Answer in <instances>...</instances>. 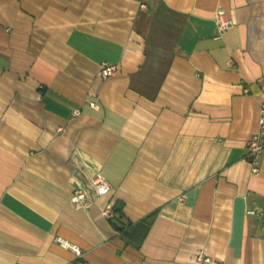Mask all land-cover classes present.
<instances>
[{"label": "crops", "instance_id": "obj_1", "mask_svg": "<svg viewBox=\"0 0 264 264\" xmlns=\"http://www.w3.org/2000/svg\"><path fill=\"white\" fill-rule=\"evenodd\" d=\"M145 2L0 0V264H264V0Z\"/></svg>", "mask_w": 264, "mask_h": 264}, {"label": "built area", "instance_id": "obj_2", "mask_svg": "<svg viewBox=\"0 0 264 264\" xmlns=\"http://www.w3.org/2000/svg\"><path fill=\"white\" fill-rule=\"evenodd\" d=\"M142 9L146 8L145 0H136ZM216 23L220 33L224 32L233 25V21L227 16L226 11L221 8L218 10L216 15ZM117 71V66L115 64L103 63L99 75L102 78H107L113 76ZM246 92H249L246 89ZM264 156V101L260 103L259 112H258V130L257 132L249 139L247 143V158L251 164V172L253 174H258L261 170V164ZM92 183L97 191L98 197L106 194L109 189V183L106 178L98 173L93 176ZM87 194L82 188H75L73 191V196L71 198V203L77 209H86L88 207L87 203ZM262 209L249 210V214H261ZM102 215L111 219L114 216V207L109 203L106 208L102 211ZM57 240L65 247L71 249L77 256L82 255V250L79 246L71 244L68 241L63 240L62 238H57ZM197 259L200 264H212L213 260L211 257L207 256L203 251H200Z\"/></svg>", "mask_w": 264, "mask_h": 264}, {"label": "trees", "instance_id": "obj_3", "mask_svg": "<svg viewBox=\"0 0 264 264\" xmlns=\"http://www.w3.org/2000/svg\"><path fill=\"white\" fill-rule=\"evenodd\" d=\"M116 211H118V209H116Z\"/></svg>", "mask_w": 264, "mask_h": 264}]
</instances>
